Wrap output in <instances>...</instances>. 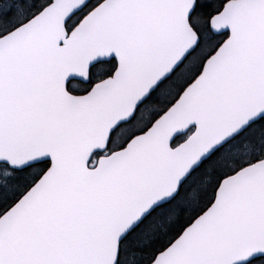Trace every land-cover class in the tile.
<instances>
[{"label":"snow or ice","instance_id":"1","mask_svg":"<svg viewBox=\"0 0 264 264\" xmlns=\"http://www.w3.org/2000/svg\"><path fill=\"white\" fill-rule=\"evenodd\" d=\"M0 264H264V0H0Z\"/></svg>","mask_w":264,"mask_h":264}]
</instances>
